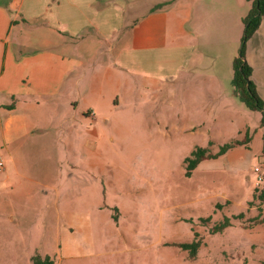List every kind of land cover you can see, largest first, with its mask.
<instances>
[{
	"label": "rangeland",
	"instance_id": "1",
	"mask_svg": "<svg viewBox=\"0 0 264 264\" xmlns=\"http://www.w3.org/2000/svg\"><path fill=\"white\" fill-rule=\"evenodd\" d=\"M88 53L76 55L84 64L70 75L78 83L67 99L76 109L71 135L60 134L57 142L50 134L48 153L46 139L41 144L33 133L12 140L29 145L7 149L0 126V264H32L36 256L55 264H264V229L252 230L247 210L227 208L223 197L245 198V179L216 178L210 160L185 175L193 151L216 152L225 145L209 148L204 139L228 102L218 104L207 93L211 75L192 74L183 85L138 83L133 94L125 76L117 95L103 85L101 97L91 99ZM65 104L53 116L72 114ZM252 112L241 141L235 139L236 123L229 137L213 136L226 144L250 138L258 113ZM225 218L230 226L214 233ZM193 241L200 244L190 258L179 246Z\"/></svg>",
	"mask_w": 264,
	"mask_h": 264
},
{
	"label": "crops",
	"instance_id": "2",
	"mask_svg": "<svg viewBox=\"0 0 264 264\" xmlns=\"http://www.w3.org/2000/svg\"><path fill=\"white\" fill-rule=\"evenodd\" d=\"M140 2L0 0V126L7 149L29 145L26 140H12L33 133L40 141L46 139L49 146L44 145L43 151L48 153L53 144L50 134L57 142L60 134L71 135L76 109L67 99L72 98L78 83L70 75L84 64L76 55L85 49L89 50L86 62L92 61L94 66L91 99L101 97L103 85L112 88L111 96L117 95L120 79L125 76L126 88L133 94L138 83L148 87L161 83L183 85L192 74L211 75L213 78L206 79L207 93L218 104L223 99L228 102L220 107L222 119L214 124L212 136H205V142L209 148L226 144L213 135L229 137L235 123V139L241 141L239 137L250 130L254 113L233 93L232 62L238 55L243 18L250 4L246 0H143L140 6ZM33 38L37 40L33 42ZM245 57L252 69L251 80L264 102V17L247 41ZM226 85L222 99H218V92ZM64 103L72 114L53 116L56 110L64 109ZM260 118L258 112L248 143L203 160L212 162L210 172L216 178L230 177L232 183L238 176L245 179L249 187L245 198L233 193L232 198L223 197L227 208L247 210L250 220L264 217V202L254 199V168L258 167L264 177V128L259 126ZM186 127L197 131V126ZM209 151L211 155L218 152ZM87 165L90 167V163ZM37 184L53 188L48 182ZM257 229H264V222L255 224L252 230Z\"/></svg>",
	"mask_w": 264,
	"mask_h": 264
},
{
	"label": "trees",
	"instance_id": "3",
	"mask_svg": "<svg viewBox=\"0 0 264 264\" xmlns=\"http://www.w3.org/2000/svg\"><path fill=\"white\" fill-rule=\"evenodd\" d=\"M250 4V8L243 18V34L240 40V46L238 55L232 62L233 76L231 84L233 87V93L237 99L244 104L245 108L250 111L259 112L260 127L264 128V102L260 99L256 91V86L251 80L252 69L246 62L245 52L247 41L253 36V34L259 28L262 18L264 17V0H246ZM248 136L243 142H235L231 144H225L220 147L219 151L214 154H208L206 149L198 148L193 151L190 157L185 159L187 163L186 173L187 177H190L192 171L198 166V164L205 159H214L225 154L228 150L232 149L237 145H244L248 143ZM254 199L264 202V179L260 189H255ZM253 224H259L264 222V217L251 219ZM230 226L228 219H224L219 225L215 226L213 232H220ZM199 242L193 241L191 244H183L179 247L189 252L190 258L196 256ZM32 264H55V262L49 256H36L32 259Z\"/></svg>",
	"mask_w": 264,
	"mask_h": 264
},
{
	"label": "built area",
	"instance_id": "4",
	"mask_svg": "<svg viewBox=\"0 0 264 264\" xmlns=\"http://www.w3.org/2000/svg\"><path fill=\"white\" fill-rule=\"evenodd\" d=\"M1 169H3V163L0 161V170ZM254 173H255V182H254L255 189H260V187L263 184L264 177L258 167L254 168Z\"/></svg>",
	"mask_w": 264,
	"mask_h": 264
}]
</instances>
